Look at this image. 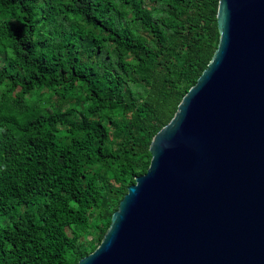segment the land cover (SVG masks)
Returning <instances> with one entry per match:
<instances>
[{"label": "trees", "instance_id": "16d2710c", "mask_svg": "<svg viewBox=\"0 0 264 264\" xmlns=\"http://www.w3.org/2000/svg\"><path fill=\"white\" fill-rule=\"evenodd\" d=\"M219 0H0V264L94 252L211 62Z\"/></svg>", "mask_w": 264, "mask_h": 264}, {"label": "water", "instance_id": "95a60500", "mask_svg": "<svg viewBox=\"0 0 264 264\" xmlns=\"http://www.w3.org/2000/svg\"><path fill=\"white\" fill-rule=\"evenodd\" d=\"M220 41L78 264H264V0H219Z\"/></svg>", "mask_w": 264, "mask_h": 264}]
</instances>
